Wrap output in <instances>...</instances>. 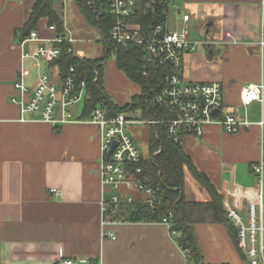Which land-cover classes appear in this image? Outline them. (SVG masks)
I'll use <instances>...</instances> for the list:
<instances>
[{"label": "crops", "instance_id": "crops-1", "mask_svg": "<svg viewBox=\"0 0 264 264\" xmlns=\"http://www.w3.org/2000/svg\"><path fill=\"white\" fill-rule=\"evenodd\" d=\"M263 2L174 0L168 16L170 30L186 26L190 40L201 44L194 53L185 55L186 81L220 83L225 110L252 124L234 135L208 126L201 137L187 136L182 145L197 171L223 197L224 207L241 211L257 202L260 195L264 201V179L261 185L253 172L264 151V130L257 126L261 109L257 103L245 108L241 101L242 88L259 83L261 78L258 43ZM55 5L76 40L74 56L98 59L92 56L91 48L82 45L81 36L87 29L83 17L88 16L78 5L73 15L66 0H56ZM32 7L29 0H0V264H56L61 255L100 264H187L168 227L128 220L131 206L115 209L108 216L117 223L110 226L116 240L103 238L100 137L96 127L20 121L19 108L12 103L18 94L14 85L23 79L32 89L39 73L35 61L23 59L24 52L36 47L21 39ZM179 12L190 15V21L184 24ZM37 32L42 39L54 38L46 20L39 23ZM42 70L51 76L57 74L53 64ZM145 112L143 109L141 116ZM52 189L60 190L62 196L51 194ZM110 195L106 191V197ZM120 195L124 196V191ZM184 196L190 202L211 201L190 173H186ZM134 197L137 201L145 199L140 194ZM204 231L226 235L235 244L224 225H196L194 233L203 262L215 264L207 260L201 246Z\"/></svg>", "mask_w": 264, "mask_h": 264}, {"label": "built area", "instance_id": "built-area-1", "mask_svg": "<svg viewBox=\"0 0 264 264\" xmlns=\"http://www.w3.org/2000/svg\"><path fill=\"white\" fill-rule=\"evenodd\" d=\"M140 0H88L87 8L93 21L100 23L106 17L114 19L110 39L116 48L128 50L131 46L143 49L149 63L156 64L165 70L162 90L146 100L148 116L145 125L166 128L167 136L176 145L182 146L187 136L201 137L208 126L221 127L225 133L238 134L252 124L247 118L240 119L236 113L225 110L223 86L220 83H191L186 81L184 73L185 55L194 53L201 45L189 37L186 26L170 30L168 26L169 9L174 0H163L166 7L157 12V20L149 34H145L140 23L133 21L136 14L144 12L148 15L153 4L138 5ZM264 7V2H263ZM184 24L190 21V15L178 13ZM50 32H56L55 26H49ZM36 47L26 51L23 59L33 60L38 66L37 84L30 89L23 79L16 81L17 91L12 103L19 108L21 122H37L54 127L74 125H91L98 129L100 137V170L99 176L103 191L101 199L102 236L116 240L115 230L110 228L117 223L108 220V216L120 207L143 203L158 213L163 200L158 189L153 185L151 177L140 165L143 156L136 142L129 133L128 126L134 125L125 112L114 111L109 105L102 103L94 109L90 118L81 120L73 114V109L87 99V83L79 79L78 66L69 65L60 70L57 64L56 76H51L42 67L58 63L66 55H74L72 38L64 25V33L51 39H42L37 31H33L23 41ZM259 47L261 49V78L256 84H249L241 90V101L245 108L257 103L261 109V120L257 126L264 130V15L260 32ZM68 45V47H62ZM142 76L145 83L150 84L153 76L150 65L143 66ZM83 112V109H82ZM81 112V113H82ZM253 172L264 179V151ZM106 191L111 195L106 197ZM124 191V196L120 195ZM51 194L62 196L58 189ZM135 194L145 196L137 201ZM226 218L237 232L238 249L247 264H264V201L250 203L246 211L235 207H226ZM172 214L160 220L159 224L167 226L171 237L182 250L187 264H196L192 250L188 245H180L183 238L180 231L174 229ZM56 264H100L87 258H66L60 256Z\"/></svg>", "mask_w": 264, "mask_h": 264}, {"label": "trees", "instance_id": "trees-1", "mask_svg": "<svg viewBox=\"0 0 264 264\" xmlns=\"http://www.w3.org/2000/svg\"><path fill=\"white\" fill-rule=\"evenodd\" d=\"M29 1L33 2V7L28 22L21 30V39H26L31 32L37 31L42 20L47 21L48 27H56V32H53L54 37L63 35L65 23L55 5L56 0ZM75 1L83 13L92 19L86 6L88 0ZM145 3L153 4V10L148 15H145L144 12L136 14L133 21L140 23L144 33L149 34L157 20V12L165 8L166 4L163 0H140L138 5L143 7ZM93 23L98 26L103 35V44L106 52L105 59H81L74 55H66L58 63H53V65L58 64L61 70H65L69 65H77L79 68V79L85 80L87 83V99L83 105L80 119H89L91 112L102 103L109 105L114 111L125 112L128 110V106L124 108L117 106L107 96L104 89L103 62L111 55L115 56L117 69L141 88L140 94L132 99L134 107H144L147 99L152 98L162 90L165 70L156 64L149 63L143 49L139 46H131L128 50L116 48L110 39L114 19L106 17L100 23L95 21ZM62 47H68V45H62ZM145 64L150 65L152 72L153 79L150 84L145 83L142 76ZM145 113L144 116L146 118L152 114ZM151 128L148 140L149 154L140 165L134 167L141 166L144 168L146 174L151 177L154 187L158 189V195L163 200V203L158 213H154L146 204L135 203L131 206L133 208L128 220L132 222L157 223L171 213L172 219L170 221L174 229L183 234V238L179 240V243L182 246L188 245L192 250L196 264H201L203 259L197 239L194 236V227L196 225H224L233 239L237 251L240 253L237 245V232L226 218L223 197L217 192L210 180L197 171L191 158L183 151L182 146L176 145L168 139L164 126L157 125L155 128ZM186 173H190L206 189L211 201L190 202L185 199ZM203 264L207 263L203 262Z\"/></svg>", "mask_w": 264, "mask_h": 264}, {"label": "rangeland", "instance_id": "rangeland-1", "mask_svg": "<svg viewBox=\"0 0 264 264\" xmlns=\"http://www.w3.org/2000/svg\"><path fill=\"white\" fill-rule=\"evenodd\" d=\"M66 3V7L68 9L70 8L74 15L75 9L78 10L76 1L66 0ZM82 16L84 15L82 14ZM83 18V25H86L87 29L86 33L81 36L83 39L82 45L91 48L90 52H92V56L98 59H105L106 53L104 51L103 36L100 29L98 26L93 25L85 16ZM50 73L52 74V71H50ZM102 75L107 96L113 102H116L120 108L128 106L126 114L131 121H136L134 122L136 124L128 126L130 135L135 139V144L140 153L145 157L148 156L149 150L147 140H149L152 128L138 121H146V116H144L146 113L141 116L143 113L142 107L137 106L134 109H130V107L134 105L132 97L134 94L140 92V87L131 82L122 71L117 69L114 55L106 58V61L103 62ZM83 105L84 103L82 102L78 107L73 109V114L75 116H78L82 112ZM251 114L254 115V112L251 111ZM200 236L202 242L201 246L204 249L207 260L215 264H247L226 235L213 236L207 231H204Z\"/></svg>", "mask_w": 264, "mask_h": 264}, {"label": "water", "instance_id": "water-1", "mask_svg": "<svg viewBox=\"0 0 264 264\" xmlns=\"http://www.w3.org/2000/svg\"><path fill=\"white\" fill-rule=\"evenodd\" d=\"M181 200V199H180ZM194 236H195V238H196V235H195V233H194ZM201 264H203V259H202V261H201Z\"/></svg>", "mask_w": 264, "mask_h": 264}]
</instances>
